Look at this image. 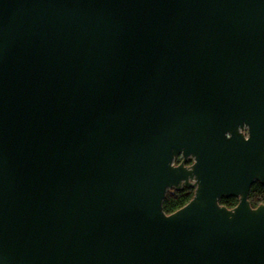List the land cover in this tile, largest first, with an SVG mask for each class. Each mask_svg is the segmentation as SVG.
Wrapping results in <instances>:
<instances>
[{"label": "water", "instance_id": "95a60500", "mask_svg": "<svg viewBox=\"0 0 264 264\" xmlns=\"http://www.w3.org/2000/svg\"><path fill=\"white\" fill-rule=\"evenodd\" d=\"M255 183L264 0H0V264H264Z\"/></svg>", "mask_w": 264, "mask_h": 264}, {"label": "trees", "instance_id": "16d2710c", "mask_svg": "<svg viewBox=\"0 0 264 264\" xmlns=\"http://www.w3.org/2000/svg\"><path fill=\"white\" fill-rule=\"evenodd\" d=\"M180 161H176L178 165ZM193 188H183L181 191H170L164 201V212L168 215L177 212L185 207L194 197ZM249 201L253 208L264 204V187L260 183H255L249 194ZM239 203L237 198H223L220 205L228 209H234Z\"/></svg>", "mask_w": 264, "mask_h": 264}, {"label": "flooded vegetation", "instance_id": "af4514ba", "mask_svg": "<svg viewBox=\"0 0 264 264\" xmlns=\"http://www.w3.org/2000/svg\"><path fill=\"white\" fill-rule=\"evenodd\" d=\"M243 132H244L245 136L248 137V130L245 129ZM176 161H180V163H181V162H182V158L177 159ZM180 163H179V164H180ZM179 164H178V165H179ZM192 164H193V161H192L191 159H189V160L185 163L186 166H191ZM183 188H192V187H185V186H183ZM183 188H182V189H183ZM251 188H252V187H251ZM193 189H194V188H193ZM250 191H251V190H250ZM249 194H250V193H249ZM250 204H251V203H250ZM251 206H252V205H251Z\"/></svg>", "mask_w": 264, "mask_h": 264}]
</instances>
